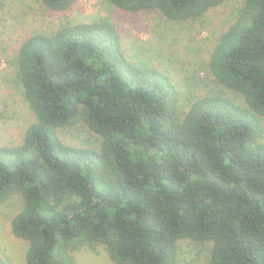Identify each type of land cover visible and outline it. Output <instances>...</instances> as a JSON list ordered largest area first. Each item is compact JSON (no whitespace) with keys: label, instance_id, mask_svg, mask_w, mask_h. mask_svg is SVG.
<instances>
[{"label":"trees","instance_id":"1","mask_svg":"<svg viewBox=\"0 0 264 264\" xmlns=\"http://www.w3.org/2000/svg\"><path fill=\"white\" fill-rule=\"evenodd\" d=\"M38 1L67 13L80 0ZM106 1L204 24L235 0ZM233 16L204 92L136 62L110 18L20 42L14 82L34 119L0 144V204L22 198L11 230L27 264H77L98 246L114 264H181V242L207 247L206 264H264V0H241ZM75 127L95 142L70 141Z\"/></svg>","mask_w":264,"mask_h":264},{"label":"rangeland","instance_id":"2","mask_svg":"<svg viewBox=\"0 0 264 264\" xmlns=\"http://www.w3.org/2000/svg\"><path fill=\"white\" fill-rule=\"evenodd\" d=\"M241 0L220 7L209 15L208 23H176L157 13H129L115 10L106 0H80L74 10L54 12L38 0H0V144L17 143L34 114L22 88L14 82L12 60L20 42L29 35L50 33L61 23L90 22L102 18L113 20L136 61L157 64L168 71L185 92H204L212 86L207 63L216 37L234 19ZM70 141L89 139L91 133L81 127L69 128ZM22 198L15 195L0 204V249L9 264H27L26 241L16 238L11 230L12 218L22 208ZM181 264H206L207 247L198 248L181 242ZM77 264H114L103 246L96 250L84 247L77 253Z\"/></svg>","mask_w":264,"mask_h":264}]
</instances>
